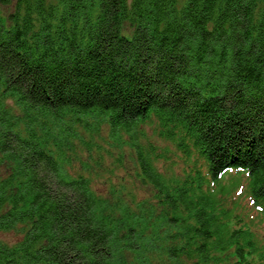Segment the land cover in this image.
<instances>
[{"label":"trees","instance_id":"trees-1","mask_svg":"<svg viewBox=\"0 0 264 264\" xmlns=\"http://www.w3.org/2000/svg\"><path fill=\"white\" fill-rule=\"evenodd\" d=\"M12 3L0 264H264V0Z\"/></svg>","mask_w":264,"mask_h":264},{"label":"rangeland","instance_id":"rangeland-1","mask_svg":"<svg viewBox=\"0 0 264 264\" xmlns=\"http://www.w3.org/2000/svg\"><path fill=\"white\" fill-rule=\"evenodd\" d=\"M131 1V0H129ZM12 7H8V6H0V16L2 19L7 20L8 16H9V12L12 11V9L14 8V3L11 4ZM130 36V32H128V34ZM144 131L147 132L148 135L152 136V128L149 126H143ZM142 128V130H143ZM155 138V136H152ZM160 144L162 145L163 143L160 142ZM172 160L169 161V163H172L173 161L175 162L174 165V169H179L181 167H183V162H182V158H181V154L180 153H176L174 152V150L172 149ZM113 161H111L110 165L112 164ZM125 164H128V168H130L132 165L129 164L128 161H126ZM133 172V171H131ZM129 172H126V170H119L117 172H115L114 176L110 173H105V178H109L112 181H117L119 180L120 177H124L125 178V183L134 189L135 193L140 197H148V191L145 190V188L143 186H141V184L139 182H137L133 176V173L130 176H127ZM95 188L97 189L98 192L100 193H107L106 187H105V183L101 182V181H97ZM247 206L249 207V211L252 214V217L254 218L255 222L258 224V226L260 227L262 233L264 234V218H261L259 214H261L257 209H255V206L252 205V203L249 201V199L247 200ZM259 213V214H258ZM0 239L2 240H6L9 243L14 242L15 237L14 235L9 234H2L0 233Z\"/></svg>","mask_w":264,"mask_h":264}]
</instances>
